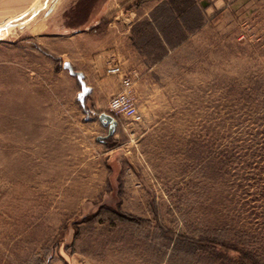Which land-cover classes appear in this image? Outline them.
Segmentation results:
<instances>
[{
    "label": "rangeland",
    "instance_id": "374dc122",
    "mask_svg": "<svg viewBox=\"0 0 264 264\" xmlns=\"http://www.w3.org/2000/svg\"><path fill=\"white\" fill-rule=\"evenodd\" d=\"M195 1L126 4L142 122L108 139L38 38L59 0L0 9V264H264V0Z\"/></svg>",
    "mask_w": 264,
    "mask_h": 264
},
{
    "label": "crops",
    "instance_id": "0c3cea01",
    "mask_svg": "<svg viewBox=\"0 0 264 264\" xmlns=\"http://www.w3.org/2000/svg\"><path fill=\"white\" fill-rule=\"evenodd\" d=\"M36 1L0 0V9L10 12L13 9H30ZM131 1L91 0L87 7L89 10L81 13L82 8L78 6L80 0H74L69 7L59 0L50 15H60L61 20L54 23L52 33L38 36L39 39L58 41L64 47L62 57L75 71L83 74L86 85L92 90L88 96L89 102L96 95L104 93L105 97H109L120 91L119 78L108 75L107 69L117 64L124 70L120 62L129 61L124 56L126 42L131 41V30L140 20L137 11L125 10L126 4ZM43 25L47 26L45 23ZM37 29L41 30V25ZM110 76L114 77L111 81L108 79ZM108 83L111 88L106 93L104 87ZM91 104L92 108H107V103L100 100Z\"/></svg>",
    "mask_w": 264,
    "mask_h": 264
},
{
    "label": "built area",
    "instance_id": "2783aa9c",
    "mask_svg": "<svg viewBox=\"0 0 264 264\" xmlns=\"http://www.w3.org/2000/svg\"><path fill=\"white\" fill-rule=\"evenodd\" d=\"M107 74L117 76L120 80V91L112 96L108 102V112L114 118L123 117L133 123H141L139 112L133 93V79L119 65H111Z\"/></svg>",
    "mask_w": 264,
    "mask_h": 264
},
{
    "label": "water",
    "instance_id": "95a60500",
    "mask_svg": "<svg viewBox=\"0 0 264 264\" xmlns=\"http://www.w3.org/2000/svg\"><path fill=\"white\" fill-rule=\"evenodd\" d=\"M23 17L24 16L18 17L16 19L8 22L5 25V30H8L13 25L14 22L20 20ZM63 68L68 71L70 76L75 77L78 84L80 85V92L78 94V101H79L80 105L84 108L85 107V100L92 92L91 88L86 85V83L84 81L83 74L75 71L69 62H65L63 64ZM99 121L102 124V126L107 128V131H108L107 135L104 138L108 139V138L112 137L115 130H116V126H117L116 119L109 114H101L99 116Z\"/></svg>",
    "mask_w": 264,
    "mask_h": 264
},
{
    "label": "trees",
    "instance_id": "16d2710c",
    "mask_svg": "<svg viewBox=\"0 0 264 264\" xmlns=\"http://www.w3.org/2000/svg\"><path fill=\"white\" fill-rule=\"evenodd\" d=\"M91 0H80V2H79V4H78V6L79 7H81L82 9H81V13H85L87 10H89V9H87V7H88V4L89 3H91L90 2ZM95 1V0H94ZM188 1V4L189 5H191V6H193V7H195L196 6V1L195 0H187ZM184 10H182V12H183ZM146 26H150L148 23H146ZM158 33H159V31H157ZM157 33V34H158Z\"/></svg>",
    "mask_w": 264,
    "mask_h": 264
},
{
    "label": "bare ground",
    "instance_id": "6f19581e",
    "mask_svg": "<svg viewBox=\"0 0 264 264\" xmlns=\"http://www.w3.org/2000/svg\"><path fill=\"white\" fill-rule=\"evenodd\" d=\"M9 22H10V21H9ZM7 23H8V22H7ZM7 23H6V24H7Z\"/></svg>",
    "mask_w": 264,
    "mask_h": 264
}]
</instances>
